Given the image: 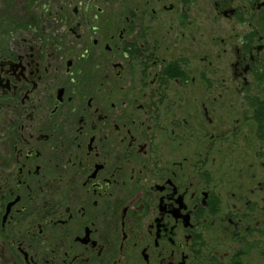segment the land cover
Returning a JSON list of instances; mask_svg holds the SVG:
<instances>
[{
    "label": "flooded vegetation",
    "instance_id": "flooded-vegetation-1",
    "mask_svg": "<svg viewBox=\"0 0 264 264\" xmlns=\"http://www.w3.org/2000/svg\"><path fill=\"white\" fill-rule=\"evenodd\" d=\"M14 4L0 18V264H228L214 245L230 238L241 264L262 226L245 224L246 191L220 188L214 150L264 145V0ZM231 90L250 123L215 134Z\"/></svg>",
    "mask_w": 264,
    "mask_h": 264
},
{
    "label": "rangeland",
    "instance_id": "rangeland-1",
    "mask_svg": "<svg viewBox=\"0 0 264 264\" xmlns=\"http://www.w3.org/2000/svg\"><path fill=\"white\" fill-rule=\"evenodd\" d=\"M8 6V7H7ZM7 7L8 13L6 18H13L15 13V4L14 0H0V18L4 11V8ZM233 22L228 20L227 22H222L220 24H214V35L218 34V27L222 26L226 30V34H232ZM264 30V26L262 27ZM229 97L226 101L217 104L214 103L213 107L215 109L214 115V128L218 127L217 130H214L215 134L222 133L223 129L228 127L230 130L233 127H241L244 128L250 123L249 121H245L248 119V113L244 111L243 101L238 96L236 91H230L228 93ZM238 121H240L238 123ZM210 127V126H209ZM248 132V131H247ZM225 137V135H222ZM231 136V134L229 135ZM232 139L230 138L227 143L217 142V148L220 150H214V169L218 171L217 175L219 177H224L221 181L220 188L222 190H228V195L231 196L232 192H244L246 191L245 201L252 200L256 203L253 208H246L247 215L245 224H252L254 226L255 221L259 219L261 224V230L257 231L255 229H251V231L247 234L245 241L242 243V248L245 250V254H243L241 258V264H264V192L258 195H250L249 187L251 185L252 175L254 172L257 173V177L259 176L261 179L264 178V166H259L257 170L251 167L252 159L254 158V154L260 157L261 162H264V145L260 148V150H254L246 144L237 143V146H233ZM253 145V144H251ZM238 159V161H236ZM253 186V184H252ZM251 186V187H252ZM253 188V187H252ZM232 201V197H230ZM236 200V199H235ZM253 202L251 204H253ZM257 202L259 204L257 205ZM252 207V205H251ZM215 243H213L214 245ZM238 244L237 241H233V239H229L227 248L222 246L214 245V248L219 251V256L223 255V262L230 264L231 255H233L232 250ZM227 252V253H224Z\"/></svg>",
    "mask_w": 264,
    "mask_h": 264
},
{
    "label": "trees",
    "instance_id": "trees-1",
    "mask_svg": "<svg viewBox=\"0 0 264 264\" xmlns=\"http://www.w3.org/2000/svg\"><path fill=\"white\" fill-rule=\"evenodd\" d=\"M7 7H8V6H7ZM7 7L4 8V11H3L2 15H1V18H4V20L6 19V15H7V13H8ZM2 20H3V19H2ZM0 24H1V20H0Z\"/></svg>",
    "mask_w": 264,
    "mask_h": 264
}]
</instances>
